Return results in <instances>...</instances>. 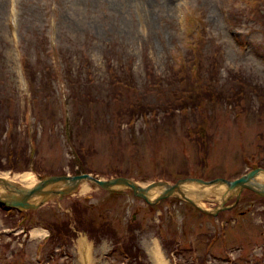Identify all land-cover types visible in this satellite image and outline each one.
<instances>
[{
	"label": "rangeland",
	"instance_id": "1",
	"mask_svg": "<svg viewBox=\"0 0 264 264\" xmlns=\"http://www.w3.org/2000/svg\"><path fill=\"white\" fill-rule=\"evenodd\" d=\"M197 84L223 98L199 96L201 110L180 111L185 86ZM201 123L206 150L186 133ZM260 166L264 0H0V175L31 172L37 183L88 173L146 186L233 180ZM192 186L204 207L218 204ZM35 227L45 239L32 238ZM84 239L93 264H126L120 247L139 258L130 264H154V240L168 264H264V200L244 191L214 217L177 198L149 205L82 181L37 211L0 206V264H83Z\"/></svg>",
	"mask_w": 264,
	"mask_h": 264
},
{
	"label": "water",
	"instance_id": "2",
	"mask_svg": "<svg viewBox=\"0 0 264 264\" xmlns=\"http://www.w3.org/2000/svg\"><path fill=\"white\" fill-rule=\"evenodd\" d=\"M260 174L264 175V170L257 168L235 180L218 178L205 181L200 178H184L174 184L157 181L141 186L132 179L125 177L101 180L90 174L82 173L79 175L45 176L31 188L23 187L0 176V204L16 210H35L54 197L72 195L78 190L82 181H90L108 191L129 189L134 196L141 198L148 204H155L168 197L178 196L196 209L209 213L199 207L193 199L186 196L183 189L187 185L202 187L224 185L226 191L235 192L237 197L243 189H251L259 196L264 197V181L257 180ZM154 189L159 190V192L156 197L150 199L149 193Z\"/></svg>",
	"mask_w": 264,
	"mask_h": 264
},
{
	"label": "trees",
	"instance_id": "3",
	"mask_svg": "<svg viewBox=\"0 0 264 264\" xmlns=\"http://www.w3.org/2000/svg\"><path fill=\"white\" fill-rule=\"evenodd\" d=\"M196 50H201V43L200 41H198V44ZM188 56L189 59H187V61H190L191 59V55L189 54ZM199 59V57H197ZM28 74V71H27ZM28 76V75H27ZM28 78V77H27ZM203 84H197L195 86V88L193 90H188L189 86L186 85V90L183 91V94L180 95L179 99H178V109L182 112H187V110H192L193 112L197 111V110H201L204 107V102L202 101V99H200L201 96H203L204 98H208V97H212V96H216L217 99H221L223 98V95L221 92H218L216 90H208L202 87ZM205 85V84H204ZM239 93H243V92H239ZM200 96V97H199ZM192 97V98H191ZM199 98V99H198ZM226 99V96H225ZM196 100H198L197 103H194ZM200 107V108H197ZM129 108L131 109V111L133 110H137V106L136 104H132L129 106ZM171 110V109H170ZM150 111H145L142 110L140 111L138 114L142 115V116H147L149 114ZM172 113V111H171ZM170 113V114H171ZM138 116L137 114H132V117H136ZM187 135L189 136V138H193L194 141H198L201 148H207L209 140H210V136L208 135L207 132V127L204 123L201 124H197L194 127L187 129L186 131ZM191 136V137H190ZM69 141L70 137L69 136ZM202 148V149H203ZM203 154V156H202ZM73 155V154H72ZM81 155L79 154V152L74 149V156H73V162H77L80 160L79 165L82 166V168L84 169V163H82V160L80 159ZM202 158L203 161H205L206 158V154H204L203 152L201 153L200 159ZM33 161L32 155L30 152H28V158L26 159V163H30ZM54 231V230H53ZM53 234V233H52ZM120 254L123 256V262H125L126 264H130L132 261H134V259L139 260V258L136 256H133L129 251H127L125 248H121L120 247Z\"/></svg>",
	"mask_w": 264,
	"mask_h": 264
},
{
	"label": "bare ground",
	"instance_id": "4",
	"mask_svg": "<svg viewBox=\"0 0 264 264\" xmlns=\"http://www.w3.org/2000/svg\"><path fill=\"white\" fill-rule=\"evenodd\" d=\"M0 176H3L4 178H6L10 181L16 182V183L18 182L16 180L18 178L21 182H25L26 185L28 186V188H31L36 184L34 173H31V172H25V173L19 175L18 177L17 176L11 177L8 174H3ZM257 180L264 181V176H262V174L258 175ZM141 186H145V185H141ZM218 186H220V185L208 187L207 188L208 190L206 191V193L207 194L211 193L212 190ZM192 187H193L192 185H187L185 188L189 189V191H190ZM224 187L225 186L223 185V187H221V188L225 189L226 187L225 188ZM88 189H89L88 185L83 184L81 191L84 192V191H87ZM158 192H159V190H157V189L150 191V193H149L150 199L156 197ZM195 192L196 191H192L191 193H194L196 196H198L197 193H195ZM46 234H47L46 231L42 228H39V227H35L31 230L32 238H44L46 236ZM81 241H82V243H81V248H80L79 254L81 255L80 259H81L82 263L83 264H93V258H92V254H91L90 244L85 239L81 240ZM148 253H149L154 264H168L167 259L164 255V252H163L158 240H154L153 245L151 247H148Z\"/></svg>",
	"mask_w": 264,
	"mask_h": 264
}]
</instances>
